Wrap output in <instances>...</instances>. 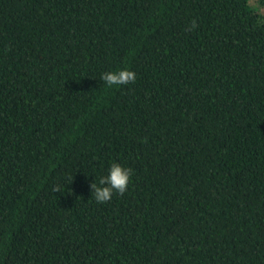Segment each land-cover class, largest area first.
<instances>
[{
    "label": "trees",
    "instance_id": "1",
    "mask_svg": "<svg viewBox=\"0 0 264 264\" xmlns=\"http://www.w3.org/2000/svg\"><path fill=\"white\" fill-rule=\"evenodd\" d=\"M0 264H264V12L0 0Z\"/></svg>",
    "mask_w": 264,
    "mask_h": 264
},
{
    "label": "clouds",
    "instance_id": "2",
    "mask_svg": "<svg viewBox=\"0 0 264 264\" xmlns=\"http://www.w3.org/2000/svg\"><path fill=\"white\" fill-rule=\"evenodd\" d=\"M100 79L108 87L122 86L134 83L136 74L127 69L118 71H106L101 74ZM132 176V169L120 163L113 162L107 169V175L100 176L90 184L91 197L97 203H105L111 200L114 192L123 194L128 188ZM54 191H60L56 186Z\"/></svg>",
    "mask_w": 264,
    "mask_h": 264
},
{
    "label": "rangeland",
    "instance_id": "3",
    "mask_svg": "<svg viewBox=\"0 0 264 264\" xmlns=\"http://www.w3.org/2000/svg\"><path fill=\"white\" fill-rule=\"evenodd\" d=\"M251 4H252L253 6H257V7H259L260 10H261L262 12H264V5H261L260 2H259V0H251Z\"/></svg>",
    "mask_w": 264,
    "mask_h": 264
}]
</instances>
